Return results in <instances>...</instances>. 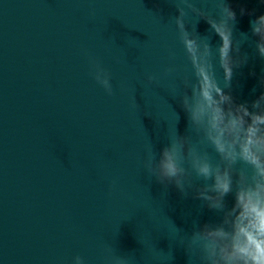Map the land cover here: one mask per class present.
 <instances>
[{"label": "water", "instance_id": "obj_1", "mask_svg": "<svg viewBox=\"0 0 264 264\" xmlns=\"http://www.w3.org/2000/svg\"><path fill=\"white\" fill-rule=\"evenodd\" d=\"M225 2L248 60L230 88L218 65L217 78L236 103L250 104L264 91L250 25L264 0ZM197 6L219 19L214 0ZM177 15L174 0H0V264H72L77 255L86 264L116 255L188 264L179 240L220 221L196 198L202 181L184 196L143 169L149 145L158 157L175 132L193 135L170 92L192 75ZM189 18L190 32L213 49L221 43L204 19ZM89 56L110 73L113 95L93 78Z\"/></svg>", "mask_w": 264, "mask_h": 264}, {"label": "clouds", "instance_id": "obj_2", "mask_svg": "<svg viewBox=\"0 0 264 264\" xmlns=\"http://www.w3.org/2000/svg\"><path fill=\"white\" fill-rule=\"evenodd\" d=\"M174 3L178 15L173 20L192 75L173 81L170 92L180 97L193 135L179 136L175 132L158 157L149 145L143 169L162 184H174L184 196L195 187L194 181H202L196 187V198L220 214L218 223L197 227L179 240L188 254V264H264V91L248 104L236 103L224 90L230 88L233 69L248 60L246 54L239 55L240 44L233 42L231 22L235 12L225 0H214L219 19L199 8L198 0H179L183 6H178L177 0ZM190 14L204 19L219 36L221 43L215 49L196 33L195 26L188 30ZM250 25L252 35L258 37L256 51L264 58V14ZM89 65L95 81L113 95L110 73L91 56ZM217 65L223 70L224 88L217 78ZM174 71L169 66L164 74ZM147 81L159 82L156 75H149ZM260 83L264 88V77ZM228 196L232 197L230 207ZM72 264L86 262L77 255ZM109 264H128V260L116 255Z\"/></svg>", "mask_w": 264, "mask_h": 264}]
</instances>
